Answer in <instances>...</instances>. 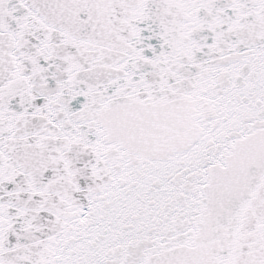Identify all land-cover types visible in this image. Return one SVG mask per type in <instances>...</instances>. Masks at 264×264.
<instances>
[{
    "label": "snow or ice",
    "instance_id": "snow-or-ice-1",
    "mask_svg": "<svg viewBox=\"0 0 264 264\" xmlns=\"http://www.w3.org/2000/svg\"><path fill=\"white\" fill-rule=\"evenodd\" d=\"M0 264H264V0H0Z\"/></svg>",
    "mask_w": 264,
    "mask_h": 264
}]
</instances>
